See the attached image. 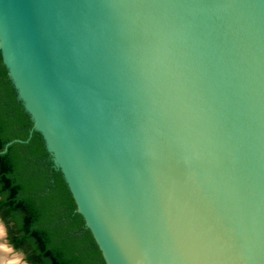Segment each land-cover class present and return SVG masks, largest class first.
<instances>
[{
	"label": "water",
	"instance_id": "95a60500",
	"mask_svg": "<svg viewBox=\"0 0 264 264\" xmlns=\"http://www.w3.org/2000/svg\"><path fill=\"white\" fill-rule=\"evenodd\" d=\"M0 51L106 264H264V0H0Z\"/></svg>",
	"mask_w": 264,
	"mask_h": 264
},
{
	"label": "trees",
	"instance_id": "16d2710c",
	"mask_svg": "<svg viewBox=\"0 0 264 264\" xmlns=\"http://www.w3.org/2000/svg\"><path fill=\"white\" fill-rule=\"evenodd\" d=\"M32 126L0 51V220L7 243L28 264H106L43 136L31 132Z\"/></svg>",
	"mask_w": 264,
	"mask_h": 264
},
{
	"label": "bare ground",
	"instance_id": "6f19581e",
	"mask_svg": "<svg viewBox=\"0 0 264 264\" xmlns=\"http://www.w3.org/2000/svg\"><path fill=\"white\" fill-rule=\"evenodd\" d=\"M19 258V256L12 255L7 246L0 244V264H20Z\"/></svg>",
	"mask_w": 264,
	"mask_h": 264
},
{
	"label": "rangeland",
	"instance_id": "374dc122",
	"mask_svg": "<svg viewBox=\"0 0 264 264\" xmlns=\"http://www.w3.org/2000/svg\"><path fill=\"white\" fill-rule=\"evenodd\" d=\"M0 223H2V225H3V229H4V231H5V234L4 235H2L1 236V239H0V244H2V245H5L6 244V242H7V240H6V235H7V231H6V228H5V225H4V223L0 220ZM6 246V245H5ZM9 248V247H8ZM10 249V248H9ZM11 250V249H10ZM11 254L12 255H16V256H19L20 258V264H24V260H23V257H24V255L21 253V252H12V250H11ZM21 255H23V257L21 258Z\"/></svg>",
	"mask_w": 264,
	"mask_h": 264
},
{
	"label": "clouds",
	"instance_id": "9594fccd",
	"mask_svg": "<svg viewBox=\"0 0 264 264\" xmlns=\"http://www.w3.org/2000/svg\"><path fill=\"white\" fill-rule=\"evenodd\" d=\"M4 234H5V231L3 229V225H2V223H0V236H2Z\"/></svg>",
	"mask_w": 264,
	"mask_h": 264
}]
</instances>
